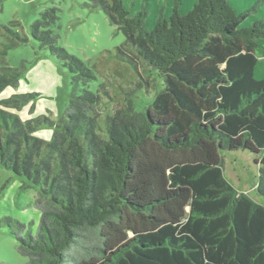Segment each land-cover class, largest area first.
Returning a JSON list of instances; mask_svg holds the SVG:
<instances>
[{
    "label": "trees",
    "instance_id": "trees-1",
    "mask_svg": "<svg viewBox=\"0 0 264 264\" xmlns=\"http://www.w3.org/2000/svg\"><path fill=\"white\" fill-rule=\"evenodd\" d=\"M0 0V4H1ZM125 35L105 58L156 75L163 90L103 98L93 70L59 46L58 9L30 29L83 83L60 120L18 113L37 94L0 100V165L38 192V231L8 218L25 264H264V206L224 176L221 152L248 151L264 196V0H92ZM18 23H12L17 27ZM6 28L0 59L28 42ZM26 68L0 72V95ZM142 87V86H141ZM117 96L122 97V103ZM49 127L50 141L37 137Z\"/></svg>",
    "mask_w": 264,
    "mask_h": 264
},
{
    "label": "rangeland",
    "instance_id": "rangeland-1",
    "mask_svg": "<svg viewBox=\"0 0 264 264\" xmlns=\"http://www.w3.org/2000/svg\"><path fill=\"white\" fill-rule=\"evenodd\" d=\"M0 4V49L9 44L6 28L28 38L25 45L16 47L0 59V72L6 67L26 70L18 88H8L0 100L14 94H37L18 116L29 120L45 115L58 121L64 115L73 94L80 95L83 83L75 81L73 74L53 58L40 43L30 35L32 25L50 9H58L59 22L53 30L59 35L58 44L70 55L88 65L96 79L90 82L88 90L100 93L103 100V116L111 115L115 102L102 94L106 86L109 97L115 98L116 88L137 89L136 107L150 104L155 95L163 90V83L156 75L139 72L130 64L115 58H105L108 52L115 53L124 45L125 35L101 10L92 9V0H1ZM142 86V87H141ZM120 103L122 97L117 96ZM53 130L43 127L37 137L50 141ZM224 176L238 192L264 206V196L258 191L261 166L256 162L258 156L248 151L221 152ZM25 179L15 176L0 165V264H25L27 258L18 252V242L7 224V219L19 221L30 227L32 234L38 231L41 211L35 207L38 192L34 188L22 187Z\"/></svg>",
    "mask_w": 264,
    "mask_h": 264
}]
</instances>
